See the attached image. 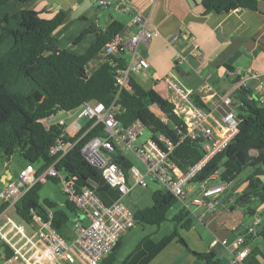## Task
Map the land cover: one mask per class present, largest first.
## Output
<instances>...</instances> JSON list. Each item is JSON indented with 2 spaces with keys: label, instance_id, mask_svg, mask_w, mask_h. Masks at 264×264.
Masks as SVG:
<instances>
[{
  "label": "trees",
  "instance_id": "16d2710c",
  "mask_svg": "<svg viewBox=\"0 0 264 264\" xmlns=\"http://www.w3.org/2000/svg\"><path fill=\"white\" fill-rule=\"evenodd\" d=\"M28 2L0 0V160L4 162L18 154L25 165L32 164L37 174L42 173L53 163L49 149L65 129V125L57 122L46 127L42 121L60 111H74L89 101L101 102L105 106L114 102L119 110L116 118L122 128L139 119L154 140L158 134L164 135L176 145L170 159L181 169H187L201 158L203 151L198 141L186 138L179 143L187 127L171 102L155 90L143 89L132 79L129 80L131 90L122 89L118 93L114 76L118 69L126 67V59L123 54L103 59L102 55L112 39L123 32L120 23L111 22L104 31L96 33L94 42L84 53L76 54L58 48L54 36L55 30L68 20L69 11L60 10L53 18L46 19L28 8ZM260 2L264 3V0H202L201 6L206 13L221 14L236 9L255 10ZM90 32H93L92 28L81 36ZM54 47L56 50H53ZM97 59H100L99 64L84 79L85 70ZM26 84L28 90L22 92L20 88ZM251 96L248 90L237 93L236 99L241 103L238 115L242 117L238 133L228 147L215 155L192 181L198 183L207 179L218 171L224 159L236 160V154L240 153L244 157L242 169L254 168L244 180L246 186L235 200L247 211H250L249 205L253 201L264 204V105ZM192 99L197 106L210 110L198 94H194ZM151 108L158 109L167 123H163ZM92 125L93 121H86L75 137L64 138L73 143L85 134L55 165L66 176L75 177L78 188L91 187L90 181L102 180L99 168L91 165L80 153L86 141L105 135L103 125ZM112 158L128 176L132 163L118 149ZM42 186V183L34 184L14 204L13 213L22 222L30 223L35 216L46 220L44 208H50L53 210L52 228L70 241L68 213H76V208L68 201L64 208H59L48 199L40 201ZM151 200V206L135 211L138 223L160 225L169 220L167 214L178 202L161 189L152 193ZM5 207L6 204L0 205V213ZM170 221L178 229H189L193 219L189 211L182 207ZM259 234L264 239V224ZM179 241L185 245L181 237ZM119 245L118 241L101 264L115 263ZM195 255L209 264H217L211 253Z\"/></svg>",
  "mask_w": 264,
  "mask_h": 264
},
{
  "label": "built area",
  "instance_id": "2783aa9c",
  "mask_svg": "<svg viewBox=\"0 0 264 264\" xmlns=\"http://www.w3.org/2000/svg\"><path fill=\"white\" fill-rule=\"evenodd\" d=\"M91 1L99 8L111 9L114 12L132 10L126 0ZM131 24L134 25L135 32L127 38L122 36V33L117 34L105 47L102 55L103 59L123 54L126 59V67L118 69L114 76L118 93L122 89L131 90L129 85L131 73L145 72L149 68L148 62L138 53V46L160 37L159 31L147 28L145 19L139 13L133 16ZM179 40V35L174 34L167 38V44L175 49L174 46ZM185 60L184 55L175 51L172 58L174 70L165 76L162 82L174 96L172 104L175 112L177 105L182 103L195 119L193 126L187 127L186 134L180 137L179 143L186 138L198 141L203 151L201 158L183 170L170 159L176 145L164 135L158 134L156 140L149 136L146 141L137 142L146 129L139 119L127 128H122L116 118L119 110L114 102L109 106L96 101L85 102L74 110L76 121L69 124L73 125V129L65 128L63 134L50 147L49 157L54 159L53 163L40 174H37L32 164H26L18 171L16 178L10 180L0 190V202L6 204L5 209L0 213V264H75L78 259L85 264H101L116 246L121 235L138 223L134 214L121 202V198L131 190L129 179L134 185L144 188L147 187L144 178L148 177L150 181L160 185L165 192L174 196L191 216L195 215L189 208L190 204L203 206L204 211L195 216L200 221H203L206 212L224 206L221 196L227 184L218 180L217 172L201 182L192 181L215 155L228 147L238 133L241 121L238 118V107L241 103L236 99V95L240 90H248L249 80L257 78L259 73L248 68H233L228 71L232 86L229 92L220 98L221 116L217 119L213 111L204 110L194 103L193 91L180 81L175 68L177 69ZM93 68L90 65L85 70V74L89 76ZM257 87L256 95H252L251 98L264 105V85L260 84ZM151 110L163 123H167L166 117L158 109L151 108ZM84 118L86 121H93L92 127L97 124L103 125L105 135L86 141L81 146L80 153L91 165L99 168L103 182L117 192L118 199L112 203L101 200L92 186L78 188L75 177H68L55 168L56 163L85 135L73 143L64 139L66 136L75 137L79 133L82 127L79 126L78 121ZM57 123L65 125L63 121ZM49 125L50 122L47 127ZM116 149L123 155L125 152L134 155L142 165L144 173L132 166L127 176L124 170L113 162L112 155ZM48 179L59 183L66 200L80 212L86 222L84 224L81 220L76 221L75 237L71 241L65 240L52 228L53 210L50 208H44L46 220L35 216L32 222L24 223L29 228V232L8 216L14 204L34 184L44 183ZM189 187L191 191L196 189V193L194 198L187 202ZM217 242L214 241L213 244ZM220 243L225 245L226 241L222 240ZM243 245L242 237L233 241L231 247L236 253H233L232 264L239 263L247 255L248 250Z\"/></svg>",
  "mask_w": 264,
  "mask_h": 264
},
{
  "label": "crops",
  "instance_id": "0c3cea01",
  "mask_svg": "<svg viewBox=\"0 0 264 264\" xmlns=\"http://www.w3.org/2000/svg\"><path fill=\"white\" fill-rule=\"evenodd\" d=\"M88 1L29 0L27 7L38 12L41 17L50 19L60 10L69 11L70 15L74 9L84 4L86 10L83 16L86 20H71L69 17L54 32L57 47L76 54L84 53L94 42L96 33L104 31L113 21L122 25V36L127 38L135 32V27L131 24L133 16L136 13L141 14L147 28L159 31L160 37L138 46L137 51L148 62L149 68L145 72L131 73L129 80L132 79L145 90H155L163 98L174 103V96L162 79L174 70L172 58L177 51L186 57V60L175 68L180 81L194 94L206 91L199 96L203 103L209 105L217 119L221 116L220 98L227 94L232 86L227 74L228 68H248L259 73L257 78L249 80L248 91L253 96L256 95L257 86L264 85L263 2H260L255 10L236 9L217 14L206 13L201 4L191 6L187 0H126L131 6L130 12H114L111 9L99 8L91 0L90 3ZM90 28L93 32L81 36ZM217 30L219 37L215 33ZM174 34L180 37L174 46L175 49L167 44V38ZM99 61L100 59L95 60L91 66L95 67ZM176 112L186 127L193 126L195 119L182 103L177 105ZM75 121L74 119L70 124ZM67 128L72 130L73 125H68ZM7 165L8 170L0 172V190L10 180L16 178L12 159L9 163L7 160L3 162V167ZM24 166L25 162H22L17 172ZM221 166L223 173L218 174V180L227 184L221 196L223 207L206 212L203 221H200L195 216L204 211L203 206L190 204L189 208L195 216H192L193 221L189 229H178L169 217V220L158 226L137 223L121 235L114 264H209L199 259L195 253H211L217 264H232L233 253H236V250L231 246L238 237L244 239L243 247L247 248L248 253L237 264H264V239L259 234L260 227L264 224V204L258 201L251 202L250 211L238 206L235 200L245 188L244 180L247 176L244 179L238 178L243 169L237 159H224ZM250 168L253 171L254 168ZM95 184L96 187H92L105 203H112L118 199L117 192L102 180H97ZM128 184L131 190L121 198L125 206V200L128 201L130 193L136 187H140L134 185L131 179L128 180ZM160 189L163 190L161 186ZM188 193L187 202L194 198L196 190L191 191L189 187ZM66 201L64 196V202ZM130 201L135 210L132 212L127 208L133 214L138 209L151 206L146 200L141 204ZM55 204L59 208H64L65 203ZM74 214L76 220L73 226L79 220L86 223L77 209ZM68 231L71 241L75 233L69 229ZM179 237L184 240L185 245L180 243ZM222 240L226 241L225 245L220 243ZM214 241L218 242L213 244ZM75 264L85 263L78 259Z\"/></svg>",
  "mask_w": 264,
  "mask_h": 264
},
{
  "label": "rangeland",
  "instance_id": "374dc122",
  "mask_svg": "<svg viewBox=\"0 0 264 264\" xmlns=\"http://www.w3.org/2000/svg\"><path fill=\"white\" fill-rule=\"evenodd\" d=\"M20 90L22 92H27L28 86L23 85ZM76 119V112L75 111H70L69 114L66 113H56L55 115L49 117L48 119L43 120L44 125L47 127L49 122L52 124L53 122H61L63 121L65 123V128L74 120ZM79 125H83L86 123V119H80L78 121ZM149 136H151V132L148 129H145L143 132V135L138 139L137 142H144L146 141ZM125 157L132 163L133 166L137 167L142 173H144L142 165L139 163L137 158H135L132 154L125 152L124 153ZM12 163L14 166V174L15 177L17 176V170L22 164L23 159L18 155L15 154L12 158ZM3 162V159L0 160V163ZM222 165V164H221ZM220 165V168L218 169L217 173L221 174L223 173V166ZM252 172V168L247 167L244 170H241L239 174V179H244L246 176H249ZM145 182L147 183V188H142V187H136L131 193L130 196L127 200H125L126 207H128L132 212L135 210L134 206L132 205L130 200H133V202H140V204L143 202V200L147 201V204L151 205V199L150 196L152 193L160 189V185H158L155 182H152L148 179V177L144 178ZM54 180H47L46 182L43 183V186L39 192V197L40 201H43L44 199L51 200L59 205H63L64 202V195L62 194L60 190V185L59 183ZM1 185V184H0ZM197 188V187H196ZM196 190V189H195ZM252 204V203H251ZM182 208V204L178 201L176 202L173 207L169 210L167 216L171 218L175 213H177L180 209ZM193 209V207H191ZM8 216H10L18 225L23 226L27 232H29V228L25 226L24 222H22L12 211L8 213ZM69 216V223H68V228L71 232L75 233V227L73 226V222L76 220V215L73 213H68Z\"/></svg>",
  "mask_w": 264,
  "mask_h": 264
},
{
  "label": "water",
  "instance_id": "95a60500",
  "mask_svg": "<svg viewBox=\"0 0 264 264\" xmlns=\"http://www.w3.org/2000/svg\"><path fill=\"white\" fill-rule=\"evenodd\" d=\"M89 3H90V0L88 1ZM187 2L189 3V5H191V6H195V5H197V4H201L202 3V0H187ZM86 10V7H85V5L83 4V5H80L79 7H77L76 9H74L71 13H70V15H69V17H70V19L71 20H74V19H85L86 20V17H84L83 16V13H84V11ZM56 12H58V10L56 11ZM219 30H217L215 33L218 35V37H219ZM53 50H56V47H54V49ZM228 74V73H227ZM83 78L84 79H87L88 78V75H84L83 76ZM198 95H200V96H202L204 93L202 92V93H197ZM238 118L240 119V120H242V117L241 116H239L238 115ZM236 159H237V161L240 163V165H244V157H243V155H241L240 153H237L236 154ZM9 161H10V157L9 158H7V162L9 163ZM8 167H9V165H7V166H5V167H1L0 168V172H2L3 170H5V169H7L8 170ZM89 184L91 185V186H93V187H96V184L94 183V182H92V181H90L89 182Z\"/></svg>",
  "mask_w": 264,
  "mask_h": 264
},
{
  "label": "flooded vegetation",
  "instance_id": "af4514ba",
  "mask_svg": "<svg viewBox=\"0 0 264 264\" xmlns=\"http://www.w3.org/2000/svg\"><path fill=\"white\" fill-rule=\"evenodd\" d=\"M3 167V162L0 163V168Z\"/></svg>",
  "mask_w": 264,
  "mask_h": 264
}]
</instances>
